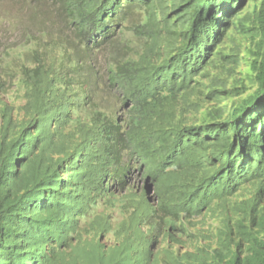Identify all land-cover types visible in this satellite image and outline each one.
<instances>
[{
    "label": "trees",
    "instance_id": "trees-1",
    "mask_svg": "<svg viewBox=\"0 0 264 264\" xmlns=\"http://www.w3.org/2000/svg\"><path fill=\"white\" fill-rule=\"evenodd\" d=\"M51 3L73 39L0 81V264H264V0Z\"/></svg>",
    "mask_w": 264,
    "mask_h": 264
},
{
    "label": "rangeland",
    "instance_id": "rangeland-1",
    "mask_svg": "<svg viewBox=\"0 0 264 264\" xmlns=\"http://www.w3.org/2000/svg\"><path fill=\"white\" fill-rule=\"evenodd\" d=\"M170 3L171 0H166L163 6ZM52 6L51 0H0V81H5L8 90L14 89L13 83L19 76L20 66L32 64L31 51L42 53L45 40L56 46L64 41L63 38L68 40L65 37H72V31L63 27L62 18ZM51 38L52 41L49 40ZM234 49L236 54L244 56L245 46H239L237 40ZM246 73L245 66L236 70L238 84ZM232 102L234 100L226 103L231 105Z\"/></svg>",
    "mask_w": 264,
    "mask_h": 264
},
{
    "label": "clouds",
    "instance_id": "clouds-1",
    "mask_svg": "<svg viewBox=\"0 0 264 264\" xmlns=\"http://www.w3.org/2000/svg\"><path fill=\"white\" fill-rule=\"evenodd\" d=\"M150 191L151 193H149ZM152 194H153L152 188H146V195L150 197V200H151Z\"/></svg>",
    "mask_w": 264,
    "mask_h": 264
},
{
    "label": "water",
    "instance_id": "water-1",
    "mask_svg": "<svg viewBox=\"0 0 264 264\" xmlns=\"http://www.w3.org/2000/svg\"><path fill=\"white\" fill-rule=\"evenodd\" d=\"M149 193H151V191Z\"/></svg>",
    "mask_w": 264,
    "mask_h": 264
}]
</instances>
